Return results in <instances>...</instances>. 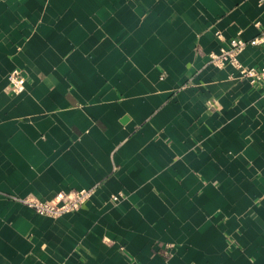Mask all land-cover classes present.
Listing matches in <instances>:
<instances>
[{
	"label": "crops",
	"instance_id": "crops-1",
	"mask_svg": "<svg viewBox=\"0 0 264 264\" xmlns=\"http://www.w3.org/2000/svg\"><path fill=\"white\" fill-rule=\"evenodd\" d=\"M262 33L264 0H0V264H264V99L209 56Z\"/></svg>",
	"mask_w": 264,
	"mask_h": 264
},
{
	"label": "built area",
	"instance_id": "built-area-1",
	"mask_svg": "<svg viewBox=\"0 0 264 264\" xmlns=\"http://www.w3.org/2000/svg\"><path fill=\"white\" fill-rule=\"evenodd\" d=\"M254 25H259V22L255 21ZM248 44H264V33L248 40L239 36L230 38L227 46L221 47L217 53H211L209 55L210 61L217 66L225 62L229 63L250 85L261 88V95L264 99V64L244 65L238 59V55ZM7 79L9 82L8 88L11 93L17 94L24 90L26 79L20 69H12L8 73ZM92 192L93 188H81L67 193H58L47 200L26 198L22 201L41 215L57 217L64 213L77 210ZM113 198L115 199L116 196H113Z\"/></svg>",
	"mask_w": 264,
	"mask_h": 264
}]
</instances>
